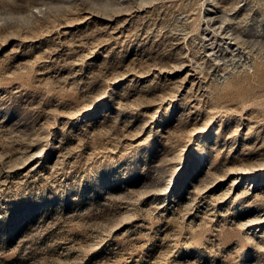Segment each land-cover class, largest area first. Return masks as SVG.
<instances>
[{"label": "rangeland", "instance_id": "1", "mask_svg": "<svg viewBox=\"0 0 264 264\" xmlns=\"http://www.w3.org/2000/svg\"><path fill=\"white\" fill-rule=\"evenodd\" d=\"M0 264H264V0H0Z\"/></svg>", "mask_w": 264, "mask_h": 264}]
</instances>
